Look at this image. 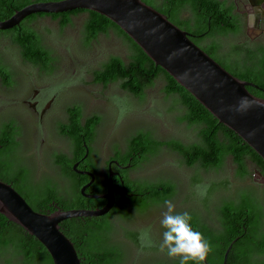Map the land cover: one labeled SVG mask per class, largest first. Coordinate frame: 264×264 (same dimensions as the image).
I'll return each instance as SVG.
<instances>
[{
  "label": "trees",
  "instance_id": "trees-1",
  "mask_svg": "<svg viewBox=\"0 0 264 264\" xmlns=\"http://www.w3.org/2000/svg\"><path fill=\"white\" fill-rule=\"evenodd\" d=\"M55 1V0H33ZM174 6V13L165 16L163 11H156L164 15L167 20L177 28L190 33L201 32L209 25L208 36H223L232 31L227 23L230 10L224 3L217 0H168ZM145 2V0H144ZM30 3L29 0H0V21L9 17L13 11ZM144 4H147L144 3ZM187 7L190 18L182 24L176 16L177 10ZM85 14L83 25V45L87 46L98 35H107L112 32L119 37L127 49L125 60L110 56L99 68L92 73V81L102 86L117 83L120 90L140 101L143 93L150 88L155 81H162V93L165 98L172 101L168 112L176 113L174 121L177 125H183L193 135V141L182 143L178 140H157L148 131H136L127 135L123 140V155L132 157L131 167L139 163L148 162L162 148L175 153L182 165L189 168L194 165L203 171H217L221 168L225 158H229L234 166V177L238 180L252 177L254 172H259L264 177V164L260 158L234 133L217 123L186 91L179 87L160 68L153 63L137 48L120 30L104 17L89 11L73 10L70 12L43 15L34 14L25 18L19 24V28L0 31V37H10L11 43L19 50L21 59L39 71L49 73L51 71L52 57L50 51L41 44V37L29 24L36 19L45 16L58 22L60 29L70 23L71 17ZM192 22L191 27L188 23ZM202 27V28H201ZM201 28V29H200ZM200 29V30H199ZM264 64V52L252 68L250 77L245 78L258 86H262L259 68ZM231 75V74H230ZM233 75V74H232ZM234 76V75H233ZM0 82L3 86L12 85L11 74L0 64ZM70 123L74 126L71 130H59L63 137L77 141L76 133L83 131L79 125L81 118L78 107L68 109ZM86 125L85 139L89 142L98 123V117L94 116L84 120ZM84 126V125H83ZM17 133L12 121L0 124V181L9 184L17 174L20 181L26 175L23 167L17 165L14 141ZM53 164L60 168L58 178L62 185L45 179L40 180L32 187L26 185H9L22 197L26 204L35 212L47 213L46 204L53 201L60 210L72 208L95 209L94 200L81 199L78 186L87 180L85 177H77L70 171V164L63 154L53 155ZM252 167V171L248 168ZM126 178L127 172L122 173ZM128 187L136 185L140 192L148 191L147 196L131 199H123L122 206L113 208L107 215L97 218H74L59 223L62 234L72 243L79 264H179L176 259H167V255L159 256L155 246L144 232L136 230H121V239L141 257L133 259L110 238L112 229L109 218L127 220L130 215L127 208L133 209L138 215L143 214L149 208L162 206L164 200H170L174 195V186L169 182L155 180L152 182H130L126 178ZM95 190L103 187V183L96 178ZM225 181L207 188L201 205L206 208L207 200L212 191L221 189L226 191ZM236 200L222 199L214 208V228L208 227L200 217L192 215V226L200 231L210 242L212 251L209 253L206 264H220L222 256L232 240L235 241L229 248L225 264H257L264 262V246L255 239L247 238L243 234L244 228L248 231L245 209L250 206L246 198L236 195ZM243 199V200H242ZM164 231V229L162 228ZM4 254L9 257L4 259V264H51L49 256L44 248L33 238L28 236L18 226L6 221L0 216V259ZM169 258V257H168ZM192 264V262H189Z\"/></svg>",
  "mask_w": 264,
  "mask_h": 264
},
{
  "label": "rangeland",
  "instance_id": "rangeland-1",
  "mask_svg": "<svg viewBox=\"0 0 264 264\" xmlns=\"http://www.w3.org/2000/svg\"><path fill=\"white\" fill-rule=\"evenodd\" d=\"M85 19V14L71 17L70 23L62 29L56 20L49 17L36 19L29 24V27L40 35L42 44L53 58L49 73L30 71L27 64V68L21 66L23 60L19 50L11 43L10 37H0V55L5 64L10 67L20 66L17 75L11 79L12 87L7 90L0 88V122L14 115L20 132L19 160L31 169L36 182L52 179L58 186L62 185L58 173L57 177H54L51 172V168L55 169L52 163L53 155L63 151L56 143V127L53 120L58 112L57 102L67 95L87 99V111L96 108L101 111V124L96 131L101 159L105 158L111 148L122 151L124 138L136 131H148L157 140L173 139L182 143L194 140L189 130L175 123L176 113L168 112L172 101L164 97L162 81H155L147 88L140 101L121 91L117 83L109 85L102 93L99 86H84L81 83H90L91 71L97 70L108 57L117 56L125 60L127 55L122 40L112 32L98 35L87 46L83 45ZM61 85L68 87L60 88ZM33 91L57 93L56 100L48 104L45 119L39 125L35 121L36 117L30 114V108L23 103L30 100ZM248 169L252 171V168ZM127 176L128 179L138 177L149 182H169L174 186V195L170 200L175 205V212L195 214L203 221L209 222L214 221V208L227 194L221 189L212 191L207 200V207L204 208L201 200L207 188L223 181L227 183V188L239 183L234 177V166L229 158H225L217 171H203L197 165L185 167L175 153L164 148L140 170L129 172ZM96 177L102 179L101 170L97 171ZM164 211V205L152 207L141 215L133 216L128 223L118 218L113 219L114 241L125 253H130L132 260L139 259L141 255L121 239V230L146 233L161 256L159 244L163 230L160 220ZM4 261L1 258L0 264H4ZM10 263L16 264L15 261Z\"/></svg>",
  "mask_w": 264,
  "mask_h": 264
},
{
  "label": "water",
  "instance_id": "water-1",
  "mask_svg": "<svg viewBox=\"0 0 264 264\" xmlns=\"http://www.w3.org/2000/svg\"><path fill=\"white\" fill-rule=\"evenodd\" d=\"M83 10L96 13L116 26L139 50L179 87L186 91L218 124L234 133L264 164V100L251 95L246 87L253 84L233 77L201 51L188 34L140 0H55L30 2L4 20L0 31L19 26L34 14L52 15ZM241 98L248 103L241 106ZM89 182L91 173H83ZM111 176L108 171L106 191L88 196L103 199L102 207L55 209L49 213L33 211L9 185L0 181V216L33 237L46 251L51 264H79L72 243L62 234L59 223L74 218H97L113 204ZM232 240L221 264H225ZM205 264V261L203 262Z\"/></svg>",
  "mask_w": 264,
  "mask_h": 264
},
{
  "label": "flooded vegetation",
  "instance_id": "flooded-vegetation-1",
  "mask_svg": "<svg viewBox=\"0 0 264 264\" xmlns=\"http://www.w3.org/2000/svg\"><path fill=\"white\" fill-rule=\"evenodd\" d=\"M146 5L150 6L154 10L159 9L163 11L165 16H170L174 13V6L168 0H140ZM225 4V6L230 10V16L227 19V23L233 27L232 31L223 35V36H208L206 33L209 30V25H207L204 30L201 32H196L195 34L190 33L187 30L181 29L182 31L188 34L189 40L196 45L201 51H203L206 55H208L213 61H215L220 67H222L229 74H233V77L241 81H245L247 83L253 84L256 88L246 87V90L253 96L264 100V64L259 68L260 70V79L263 82L262 86H258L245 78L250 77V73L252 68L255 67L256 62L261 57V52H264V0H217ZM176 16L180 19L182 24L186 23V20L190 18V12L187 7L183 6L177 10ZM47 17V16H45ZM192 22L188 23V26L191 27ZM16 28H19L16 27ZM202 28V27H201ZM200 28V29H201ZM199 29V30H200ZM42 44V41H41ZM43 45V44H42ZM44 46V45H43ZM45 47V46H44ZM46 48V47H45ZM0 64L3 65L11 74L12 77L16 76L18 73V69L20 66L16 65L10 67L5 64L2 56L0 55ZM28 65V68L25 66ZM21 66L27 68L30 71H38L36 67L31 66L26 62H22ZM34 68V69H33ZM95 70L91 71L90 75V83L85 84L84 81L81 83L92 86H99L100 93L106 91L109 85L102 86L99 83H95L92 81V73ZM40 72V71H38ZM12 87H5L0 82V88L7 90ZM67 88L68 86L61 85L60 88ZM57 98L56 91L52 92H38L33 91L30 100H25L23 103L27 104L30 108V114L36 117V123L39 125L46 116V108L48 104ZM87 99H79L74 98V95H67L63 97V100L57 102L58 111L54 117V125L56 127V136L57 142L60 147L63 148L62 152L56 153L63 154L70 164V171L73 175L77 177H85L87 180L82 182L78 186V192L81 199L84 200H94L96 202L97 207H102L105 204V200L103 199H92L88 196L101 195L106 191V181L108 171L112 173L111 176V192L113 196V204L110 210L105 214L107 215L113 208H118L122 206L123 199H131V198H141L143 196L148 195V191L140 192V189L131 184L128 187L126 183V178L122 173L124 171L134 172L140 170L147 162L139 163L136 167H131L132 157L125 158L122 151H118L115 148H111L109 153L105 156V158L101 159L100 150L97 147L98 144V132L97 128L101 124V111L99 108L92 109L91 111H87L86 105ZM72 107H78L80 113L79 125L83 127L82 130H78L76 133L77 141H71L62 136L58 131L59 130H71L74 129V126L70 123V116L68 114V109ZM14 115H11L8 118H5L1 123H8L12 121L16 126L17 133L15 134L14 141L17 143V147L15 149V153L17 156L16 164L23 167L26 171V175L22 181H20L18 175L16 174L11 180L10 183H15L16 185H26L28 187H32L37 182L33 177V173L31 169L22 163L19 160V127L15 124L13 118ZM97 116L98 123L94 130V135L92 139L87 142L85 139V130L86 125L84 120L87 118H91ZM84 125V126H83ZM1 147V145H0ZM54 168H51V172L53 176L57 177V173L60 172V168L58 165L54 164ZM250 168H252L250 166ZM98 170L102 172V179L100 180L103 183V187L96 189L95 179L96 173ZM91 173L93 175V180L89 183L82 193H80V188L86 185L89 182V177L84 175L83 173ZM255 174L252 177H245L244 179L238 180L239 183L234 185L232 188H228L224 191L227 194V198L236 200V195H240V197H244L247 199L249 203V210L245 209L244 211V219H246L249 230L247 231L244 228L243 234L246 235L247 238L255 239L258 244L264 246V177L259 172H254ZM128 179V178H127ZM51 181L55 182L51 179ZM130 182H141L145 181L144 179L134 178L128 179ZM9 183V184H10ZM243 200V199H242ZM89 206V205H88ZM87 205L85 208H72V209H83L90 210ZM46 212H52L55 209H59L53 201H50L46 204ZM129 211L130 217L127 220H121L124 223H128L133 216H137L138 214L130 208H127ZM103 215V216H105ZM195 215V214H194ZM196 216V215H195ZM102 217V216H101ZM113 218H109L112 229L110 231V238L114 241L115 239V231L113 227ZM203 221V220H202ZM208 227L214 228V224L209 221H203ZM237 239V238H235ZM8 254L3 255V259L8 258ZM204 264V263H203ZM206 264V263H205ZM221 264V263H220ZM257 264H264L257 263Z\"/></svg>",
  "mask_w": 264,
  "mask_h": 264
},
{
  "label": "clouds",
  "instance_id": "clouds-1",
  "mask_svg": "<svg viewBox=\"0 0 264 264\" xmlns=\"http://www.w3.org/2000/svg\"><path fill=\"white\" fill-rule=\"evenodd\" d=\"M246 98H241V106L247 104ZM166 211L160 220L164 229L159 251L179 264H203L212 251L210 242L204 235L193 228L192 216L188 212H175V205L171 200H164Z\"/></svg>",
  "mask_w": 264,
  "mask_h": 264
}]
</instances>
